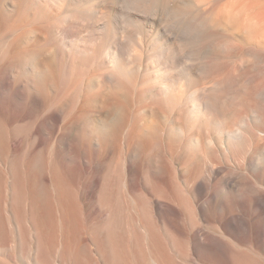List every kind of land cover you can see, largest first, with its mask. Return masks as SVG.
Returning a JSON list of instances; mask_svg holds the SVG:
<instances>
[{
	"label": "bare ground",
	"instance_id": "bare-ground-1",
	"mask_svg": "<svg viewBox=\"0 0 264 264\" xmlns=\"http://www.w3.org/2000/svg\"><path fill=\"white\" fill-rule=\"evenodd\" d=\"M0 264H264V0H0Z\"/></svg>",
	"mask_w": 264,
	"mask_h": 264
}]
</instances>
